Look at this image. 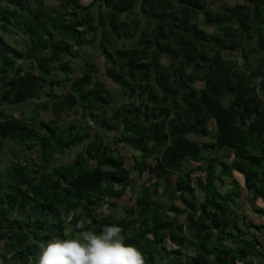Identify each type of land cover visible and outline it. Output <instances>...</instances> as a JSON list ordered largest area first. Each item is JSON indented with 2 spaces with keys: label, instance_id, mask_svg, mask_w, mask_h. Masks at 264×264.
Segmentation results:
<instances>
[{
  "label": "trees",
  "instance_id": "obj_1",
  "mask_svg": "<svg viewBox=\"0 0 264 264\" xmlns=\"http://www.w3.org/2000/svg\"><path fill=\"white\" fill-rule=\"evenodd\" d=\"M84 1L0 0V264H35L81 219L120 226L144 264H264V222L235 204L243 188L264 217V0Z\"/></svg>",
  "mask_w": 264,
  "mask_h": 264
},
{
  "label": "clouds",
  "instance_id": "obj_2",
  "mask_svg": "<svg viewBox=\"0 0 264 264\" xmlns=\"http://www.w3.org/2000/svg\"><path fill=\"white\" fill-rule=\"evenodd\" d=\"M74 227L81 230L74 238L42 244L35 264H144L141 252L124 243L120 226L105 225L97 234L84 230L85 220L81 219Z\"/></svg>",
  "mask_w": 264,
  "mask_h": 264
},
{
  "label": "rangeland",
  "instance_id": "obj_3",
  "mask_svg": "<svg viewBox=\"0 0 264 264\" xmlns=\"http://www.w3.org/2000/svg\"><path fill=\"white\" fill-rule=\"evenodd\" d=\"M35 1L36 0H30V3H31V5L35 8ZM88 1H90V0H85L84 1V4H87L88 3ZM43 2L45 3V5L46 6H49V7H52V8H59V3L57 2V0H43ZM227 4V5H229V6H235V5H237V4H242V3H244V0H223L222 2H219V1H215L213 4H212V6H211V9L213 10V11H218V9L221 7V6H223V4ZM199 26H200V28L203 30V31H205V32H207V33H213L214 32V30H213V28L212 27H210V26H207L205 23H204V21H203V19H200V22H199ZM6 40H7V42H9L11 45H13V46H15V47H18V48H20L21 47V45H20V43H19V41L14 37V36H11V35H7L6 36ZM99 56L98 55H96L94 52L89 56V58L90 59H95L96 61H98V63H99V68H100V73H103V68H102V63H101V61L99 60V58H98ZM80 67L81 66H77V69L76 70H79L80 69ZM25 68L27 69V70H29V68L27 67V66H25ZM72 68H76V66H72ZM80 75V74H79ZM196 87L197 88H201L202 87V84L201 83H197L196 84ZM261 97L262 98H264V94H261ZM42 99H46L45 98V96H42ZM42 100H40L39 102H41ZM39 102H31V103H28V104H25V105H23V106H19V107H15V108H13V110H12V113L16 116V117H20V115H22V116H24V117H31L30 115H31V113L35 110V105L37 104V103H39ZM80 109V108H79ZM78 108H76L73 112H71V113H65V114H63L61 117H59L58 119H55L54 118V115H53V113H52V111H48V112H43L42 114H41V117H42V119L43 120H45V121H47V122H49V121H54L55 120V122L57 123V125H59V126H63V125H65V124H69V123H71V121L73 120V118L74 117H76L77 115H78V112L80 113V110H79ZM8 113V112H7ZM189 139H191V140H193V141H195V142H197L198 144H200V145H202L205 141H207L206 139H203V138H201V137H199V136H196V135H190L189 136ZM21 151H22V153H23V156L26 158V159H29L30 157H31V153L27 150V149H25V148H19ZM130 152H132V151H130ZM193 166H194V163L192 164ZM235 174H237V172L235 173ZM197 177H203V178H205L206 177V173H204V172H196L194 175H193V178H197ZM238 178H239V180H240V182L241 183H243L244 181H243V179L241 178V177H239V176H237ZM236 176L235 177H233V178H235V179H238ZM226 179H227V183H231L232 182V179H230V178H228V177H226ZM154 182H155V180L152 182V183H150V185H152V184H154ZM160 183V187L158 188V193H159V195H162V193H163V187H164V183L163 182H159ZM236 193H239V195L241 196L240 197V199L239 200H236L237 198L235 197V204H238L239 203V205L241 204V206L243 207H241L242 208V211L243 212H245L246 214H248V217L250 218V219H252V220H257V222H258V224L260 225V224H262L263 222H264V217H261V216H259L257 213H255V212H253V209L251 208V203H254L255 201L252 199V194L251 195H249L248 197H247V193H246V190L245 189H240V190H238V191H236ZM242 193V194H241ZM129 196H130V194H129ZM163 196V195H162ZM131 199V198H130ZM129 199V200H130ZM128 200V201H129ZM238 201V202H237ZM162 202H163V204L167 207V208H170L172 205H174V206H176V207H181V206H183L180 202H172V203H170V200H168V199H166V198H164V197H162ZM256 206L257 207H264V202H262L261 200H259L258 202H256ZM184 208V207H183ZM118 210V209H117ZM117 210H115V209H110V208H108V206H104L103 208H101L100 210H99V212L100 213H103V214H105V215H114V213H115V211H116V215L118 216V217H122L121 216V213L122 212H118ZM120 215V216H119ZM171 216H173L172 214H171ZM180 221H182V218L180 219ZM241 226V225H240ZM228 244L229 245H231V243L230 242H228Z\"/></svg>",
  "mask_w": 264,
  "mask_h": 264
}]
</instances>
